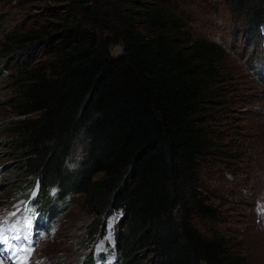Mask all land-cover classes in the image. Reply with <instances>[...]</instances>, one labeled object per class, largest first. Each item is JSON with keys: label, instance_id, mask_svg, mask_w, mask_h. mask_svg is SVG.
<instances>
[{"label": "trees", "instance_id": "obj_1", "mask_svg": "<svg viewBox=\"0 0 264 264\" xmlns=\"http://www.w3.org/2000/svg\"><path fill=\"white\" fill-rule=\"evenodd\" d=\"M51 1L50 17L0 36L4 144L39 204L77 203L90 216L87 248L119 211V264H248L224 226V183L210 184L219 143L208 103L223 50L191 34L198 0H1ZM214 1L264 66V0Z\"/></svg>", "mask_w": 264, "mask_h": 264}, {"label": "rangeland", "instance_id": "obj_2", "mask_svg": "<svg viewBox=\"0 0 264 264\" xmlns=\"http://www.w3.org/2000/svg\"><path fill=\"white\" fill-rule=\"evenodd\" d=\"M198 2L187 23L191 34L214 41L223 50L217 61L219 80L211 85L215 87L208 103L209 125L219 143L211 165L210 184L218 187L220 181L224 183V226L236 243V250L248 264H264V66L258 63L261 52L251 51L230 34L220 3ZM47 4L54 2L14 5L0 0V36L3 29L19 21L31 23L50 17L43 14ZM110 48L117 53L122 44H112ZM8 81L7 72L0 71V233L13 249L23 250L12 255L0 244V264H119L113 237L119 211L111 210L105 215L103 233L87 248L84 233L90 216L75 202H61L54 212H47L36 199L38 185L24 183L17 158L4 144L7 135L3 122L10 116L5 101ZM235 151L241 153L239 159L227 155Z\"/></svg>", "mask_w": 264, "mask_h": 264}, {"label": "snow or ice", "instance_id": "obj_3", "mask_svg": "<svg viewBox=\"0 0 264 264\" xmlns=\"http://www.w3.org/2000/svg\"><path fill=\"white\" fill-rule=\"evenodd\" d=\"M16 239H19V237H16ZM24 239L27 240V237L25 236ZM0 244L5 245L9 249V251L12 255H16L17 251L23 250V249H20V250L13 249L12 245L9 243L7 237L3 233H0ZM0 251H2V250H0Z\"/></svg>", "mask_w": 264, "mask_h": 264}]
</instances>
